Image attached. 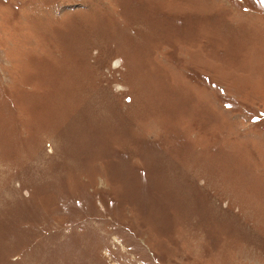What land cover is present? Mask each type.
<instances>
[{"label":"rangeland","instance_id":"rangeland-1","mask_svg":"<svg viewBox=\"0 0 264 264\" xmlns=\"http://www.w3.org/2000/svg\"><path fill=\"white\" fill-rule=\"evenodd\" d=\"M0 264H264V0H0Z\"/></svg>","mask_w":264,"mask_h":264}]
</instances>
